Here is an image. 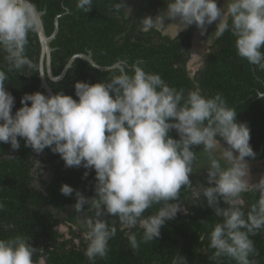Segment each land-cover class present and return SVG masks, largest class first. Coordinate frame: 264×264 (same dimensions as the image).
I'll list each match as a JSON object with an SVG mask.
<instances>
[{
  "label": "clouds",
  "instance_id": "9594fccd",
  "mask_svg": "<svg viewBox=\"0 0 264 264\" xmlns=\"http://www.w3.org/2000/svg\"><path fill=\"white\" fill-rule=\"evenodd\" d=\"M166 5L156 16L141 19L142 31L164 33L173 27L177 37L195 24L203 34L216 22L215 37L230 32L237 54L264 70V0H225L222 7L217 0H166ZM92 6L93 0H76L77 9L85 13ZM113 10L131 12L124 0L114 2ZM165 17L172 23L165 26ZM40 25L33 0H0V53L7 69L0 68V142L18 149L20 137L36 153L47 147L68 167L95 170V195L86 198L75 190L74 205L76 213L84 212L85 204L93 213L79 218L90 264L97 257L107 258L108 242L117 232L115 222L110 226L101 218L105 213L118 219L130 248L138 251L141 242L159 237L161 226L181 210V188H192L189 177L195 168L207 169L208 186L199 185L197 199L203 195L215 216L222 218L210 226L207 247L214 251L209 259L216 264L222 258L255 264L252 257L259 253L250 237L264 229V175L250 182L245 158L256 155L249 143L250 129L237 122V111L222 94L206 96L199 89L185 93L136 60L128 68L114 67L106 81L75 82L78 99L62 91L25 93L13 114L14 97L5 88L7 73L35 67L26 49L29 33ZM51 79L55 83L60 77ZM256 95L264 98V92ZM173 129L178 139L169 134ZM193 145H202V150L193 151ZM60 191L70 196L74 189L63 184ZM257 191L259 198L245 211L242 194ZM220 200L227 207H221ZM156 205L154 213L144 215ZM4 208L0 200V210ZM137 227L143 229L139 242L131 231ZM34 252L24 235L0 238V264H34ZM171 264L187 260L176 253Z\"/></svg>",
  "mask_w": 264,
  "mask_h": 264
},
{
  "label": "trees",
  "instance_id": "16d2710c",
  "mask_svg": "<svg viewBox=\"0 0 264 264\" xmlns=\"http://www.w3.org/2000/svg\"><path fill=\"white\" fill-rule=\"evenodd\" d=\"M33 2L38 10H45L42 20L47 35L54 32L55 21L58 20V33L50 43L54 48L51 64L55 76L62 73L75 54L91 53L93 60L101 66L121 62L124 68H128L132 62L142 60L146 71L159 74L169 86L184 89L185 93L196 89L206 96L220 93L237 111V122L246 123L249 127V143L256 155L246 159L260 162L264 174V98L256 95L257 92H264V70L249 64L237 54L235 38L230 32L216 38L213 33L216 22L206 26L203 39L208 45V52L193 73L189 62L196 25L181 30L177 37L156 30H141V19L148 15L154 17L166 9V0H124L126 7L131 9L129 15L113 10L114 2L119 3L120 0H93L91 10L86 13L77 9L76 0ZM224 2L217 0L218 7H222ZM28 39L26 54L35 67L9 72L5 82L6 90L14 97L13 114L22 106L20 101L25 93L40 91L49 95L41 87V44L37 31L29 33ZM0 68L7 71L2 53ZM112 69L101 70L89 60L78 57L64 77L53 83L45 66L47 82L55 94L62 91L74 99H78L75 82L106 81ZM28 103L30 105L31 102ZM169 134L179 138L175 129ZM18 140V149H13L10 143L0 142V200L5 204V208L0 210V238L15 235L29 238L35 248L34 264H41L42 260L44 264H90L85 255L86 243L79 218L93 213L88 211L87 204L84 205V212L76 213L74 205L75 190L86 198L95 195V170H86L82 166L68 167L61 156L49 148L36 153L25 145L23 138L18 137ZM192 150L200 152L202 145H193ZM45 173H50L52 178H44ZM206 177V168L194 169L189 177L192 188H181L178 201L181 210L161 226L159 237L148 243L141 242L138 251L130 248L118 219L105 213L101 218L107 220L110 226L115 222L117 232L108 242L107 258L97 257L95 264H171L176 253L183 255L187 264H216L209 259L214 250L207 245L210 226L222 218L215 216L203 195L197 199L199 185L208 186ZM37 182L41 183V187ZM63 184L74 189L72 195L61 193ZM242 198L247 211L259 198V192L243 193ZM219 203L221 207H227L222 200ZM158 207L153 206L144 215L154 213ZM131 231L136 233L139 242L143 229L137 227ZM250 238L259 253L252 259L255 264H264V229ZM220 264H235V261L222 258Z\"/></svg>",
  "mask_w": 264,
  "mask_h": 264
},
{
  "label": "water",
  "instance_id": "95a60500",
  "mask_svg": "<svg viewBox=\"0 0 264 264\" xmlns=\"http://www.w3.org/2000/svg\"><path fill=\"white\" fill-rule=\"evenodd\" d=\"M37 12L39 13L40 19H41V25H40L39 29L37 30L38 37H39L40 44H41L40 74L41 73L44 74V76L40 75L41 76V87L45 88L49 95H54L55 92L53 91V89L49 85V83L47 82L45 66H46V70L48 72L49 77L50 78L54 77L55 75L53 74L52 64H51V62H52V51L54 48L51 47L50 43L56 37V35L58 33V30H59L58 20L56 19V21H55L54 32L49 36L46 33L44 23L42 20V16L45 14V10L40 11L37 9ZM78 57H82V58L89 60L95 67H97L101 70H109V69L117 67V66H119L120 68H124L121 62H118L117 64H115L113 66H101L93 60L91 53H89V54L78 53V54H75L74 56L71 57L67 66L63 69L62 73L58 76V77H60V79L64 77L68 68L72 65L74 60Z\"/></svg>",
  "mask_w": 264,
  "mask_h": 264
},
{
  "label": "rangeland",
  "instance_id": "374dc122",
  "mask_svg": "<svg viewBox=\"0 0 264 264\" xmlns=\"http://www.w3.org/2000/svg\"><path fill=\"white\" fill-rule=\"evenodd\" d=\"M169 23H172V21L169 18L165 17V19H164L165 26H167ZM165 33H171L173 35H176V30L173 27H169L165 30ZM203 36H204V33L202 34L200 29L196 28L194 45H193V48H194L193 49V56H191V60L189 62L191 69L199 68L203 62L205 55L208 52V45L204 43ZM221 144L224 145L225 147H227V144L222 142V141H221ZM246 160H247V163L249 166L250 182H257L260 179V177L262 175H264L263 171H262L261 163L258 161H251L248 159H246ZM64 230H66V229H64ZM40 263L44 264L43 260L40 261Z\"/></svg>",
  "mask_w": 264,
  "mask_h": 264
},
{
  "label": "flooded vegetation",
  "instance_id": "af4514ba",
  "mask_svg": "<svg viewBox=\"0 0 264 264\" xmlns=\"http://www.w3.org/2000/svg\"><path fill=\"white\" fill-rule=\"evenodd\" d=\"M193 46H192V56H193ZM189 67H190V63H189ZM191 69V68H190ZM193 71V73H194V71L196 70V69H192ZM44 178H47V179H49V178H52V175L50 174V173H45L44 174ZM37 184H38V186H40L41 187V183L40 182H37ZM65 229V228H64ZM63 229V230H64Z\"/></svg>",
  "mask_w": 264,
  "mask_h": 264
}]
</instances>
